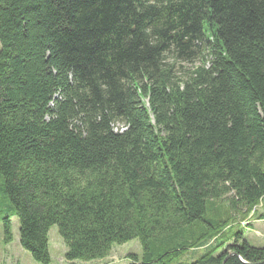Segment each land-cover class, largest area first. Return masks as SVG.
I'll return each mask as SVG.
<instances>
[{
  "label": "trees",
  "instance_id": "1",
  "mask_svg": "<svg viewBox=\"0 0 264 264\" xmlns=\"http://www.w3.org/2000/svg\"><path fill=\"white\" fill-rule=\"evenodd\" d=\"M0 175L38 264H264V0H0Z\"/></svg>",
  "mask_w": 264,
  "mask_h": 264
},
{
  "label": "rangeland",
  "instance_id": "2",
  "mask_svg": "<svg viewBox=\"0 0 264 264\" xmlns=\"http://www.w3.org/2000/svg\"><path fill=\"white\" fill-rule=\"evenodd\" d=\"M199 65V61L194 64L179 63L175 67L176 78H183L185 74L189 73L194 67ZM121 126V125H120ZM119 127V125H116ZM264 200V199H263ZM261 201L250 214L246 220L239 222V227L242 231L243 238L247 244L255 248H264V201ZM223 206H226L223 204ZM233 216L238 220V215L233 212ZM261 217V219H260ZM9 222V231L11 240L5 242L4 225L5 221ZM248 223L252 224V228H247ZM235 228L234 230H236ZM257 234V235H256ZM66 251L65 245L58 234L57 226H52L48 231V253L50 257V264H69L65 261L64 253ZM204 249H195L187 251L183 257L175 264H190L198 259L203 253ZM129 255H135L141 258L142 249L138 240H131L122 245H114L111 248L109 256L102 264H130ZM0 264H38L35 262L30 253L21 248L19 243V224L18 219L14 215L13 209L4 194L3 180L0 175Z\"/></svg>",
  "mask_w": 264,
  "mask_h": 264
},
{
  "label": "crops",
  "instance_id": "3",
  "mask_svg": "<svg viewBox=\"0 0 264 264\" xmlns=\"http://www.w3.org/2000/svg\"><path fill=\"white\" fill-rule=\"evenodd\" d=\"M262 214H264V211L262 212ZM264 221V219L260 220L259 222H262ZM248 226L247 227L248 229L249 228H252V224L251 223H248ZM257 235V234H256ZM108 258V257H107ZM106 258V259H107ZM64 259V258H63ZM105 260V259H104ZM104 260H100V261H94V262H89V263H81V262H75L76 264H102ZM70 264V263H69Z\"/></svg>",
  "mask_w": 264,
  "mask_h": 264
},
{
  "label": "water",
  "instance_id": "4",
  "mask_svg": "<svg viewBox=\"0 0 264 264\" xmlns=\"http://www.w3.org/2000/svg\"><path fill=\"white\" fill-rule=\"evenodd\" d=\"M235 254H229L225 259H224V261L222 262V264H224L225 262H226V260L229 258V257H232V256H234ZM240 261L242 262V263H244L241 259H240Z\"/></svg>",
  "mask_w": 264,
  "mask_h": 264
},
{
  "label": "bare ground",
  "instance_id": "5",
  "mask_svg": "<svg viewBox=\"0 0 264 264\" xmlns=\"http://www.w3.org/2000/svg\"><path fill=\"white\" fill-rule=\"evenodd\" d=\"M264 201V200H263Z\"/></svg>",
  "mask_w": 264,
  "mask_h": 264
}]
</instances>
